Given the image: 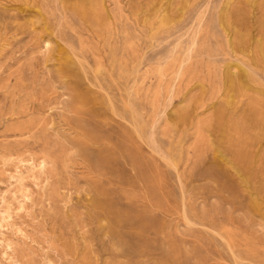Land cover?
<instances>
[{
	"label": "rangeland",
	"instance_id": "obj_1",
	"mask_svg": "<svg viewBox=\"0 0 264 264\" xmlns=\"http://www.w3.org/2000/svg\"><path fill=\"white\" fill-rule=\"evenodd\" d=\"M0 264H264V0H0Z\"/></svg>",
	"mask_w": 264,
	"mask_h": 264
},
{
	"label": "bare ground",
	"instance_id": "obj_2",
	"mask_svg": "<svg viewBox=\"0 0 264 264\" xmlns=\"http://www.w3.org/2000/svg\"><path fill=\"white\" fill-rule=\"evenodd\" d=\"M28 165H29L30 168L35 169L34 168L35 166H34V163L33 162H30ZM38 167H39V170H43L45 168L44 162L39 163L38 164ZM21 179H22V174L19 172V173H17L16 181H20Z\"/></svg>",
	"mask_w": 264,
	"mask_h": 264
}]
</instances>
